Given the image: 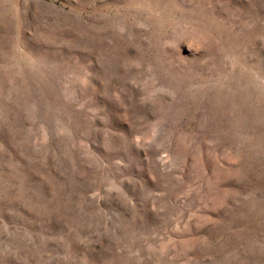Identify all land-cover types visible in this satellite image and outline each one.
<instances>
[{
    "label": "rangeland",
    "instance_id": "1",
    "mask_svg": "<svg viewBox=\"0 0 264 264\" xmlns=\"http://www.w3.org/2000/svg\"><path fill=\"white\" fill-rule=\"evenodd\" d=\"M0 264H264V0H0Z\"/></svg>",
    "mask_w": 264,
    "mask_h": 264
}]
</instances>
